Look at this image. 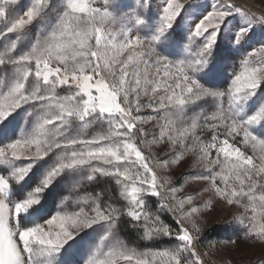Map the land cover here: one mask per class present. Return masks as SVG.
Segmentation results:
<instances>
[{"label":"snow or ice","instance_id":"obj_1","mask_svg":"<svg viewBox=\"0 0 264 264\" xmlns=\"http://www.w3.org/2000/svg\"><path fill=\"white\" fill-rule=\"evenodd\" d=\"M260 3L0 0V264H264Z\"/></svg>","mask_w":264,"mask_h":264},{"label":"rangeland","instance_id":"obj_2","mask_svg":"<svg viewBox=\"0 0 264 264\" xmlns=\"http://www.w3.org/2000/svg\"><path fill=\"white\" fill-rule=\"evenodd\" d=\"M237 2L245 7L251 8L252 11L259 13L262 5L260 0H237ZM184 170V165H181L178 168H175L171 171L173 177H176L181 171ZM152 201H150L151 203ZM239 211L235 208H226V209H216L205 213V223L203 224L204 234L203 239L200 242L199 250L201 252L206 250L208 243L211 242H223L233 237V232L230 228L225 225V221L229 218V213ZM170 217V216H169ZM171 220V217H170ZM213 228L211 233L205 234L207 230ZM209 232V231H208ZM223 247V245H220ZM230 247V246H229ZM227 255L224 258H231L234 261H239L240 264H247V261L253 260L255 264H261V261L256 258L261 255V249L259 247L249 248L243 251L241 254H238L237 251L226 249Z\"/></svg>","mask_w":264,"mask_h":264},{"label":"trees","instance_id":"obj_3","mask_svg":"<svg viewBox=\"0 0 264 264\" xmlns=\"http://www.w3.org/2000/svg\"><path fill=\"white\" fill-rule=\"evenodd\" d=\"M165 219L166 220H168V222H170L171 223V220H170V217L169 216H165ZM123 227V226H122ZM209 231V232H208ZM213 231V228H210L209 230H207L206 232H205V234H208V233H211V232ZM124 234L125 235H128V232H127V230L125 229V231H124ZM141 246H143V243L141 242Z\"/></svg>","mask_w":264,"mask_h":264}]
</instances>
